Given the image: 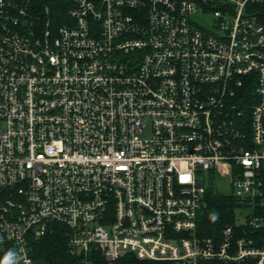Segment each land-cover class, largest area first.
<instances>
[{
  "label": "built area",
  "instance_id": "2783aa9c",
  "mask_svg": "<svg viewBox=\"0 0 264 264\" xmlns=\"http://www.w3.org/2000/svg\"><path fill=\"white\" fill-rule=\"evenodd\" d=\"M262 3L72 0L53 30L0 0V249L52 264L29 244L62 227L76 264H264ZM205 179L238 202L219 239Z\"/></svg>",
  "mask_w": 264,
  "mask_h": 264
},
{
  "label": "trees",
  "instance_id": "16d2710c",
  "mask_svg": "<svg viewBox=\"0 0 264 264\" xmlns=\"http://www.w3.org/2000/svg\"><path fill=\"white\" fill-rule=\"evenodd\" d=\"M72 0H30V11L40 18L39 26L42 27L46 20L50 21V28L56 29L68 21L69 9ZM48 11V17L46 16ZM255 15L264 25V3L255 6ZM243 103V102H242ZM207 205L199 215L198 230L200 236L219 239L222 228L234 221L237 200L232 194L215 192L212 189L206 193ZM246 233L256 236L259 243L264 241V226L261 230L253 231L245 227ZM263 239V241H262ZM30 254L37 261L50 262L52 264H76L77 259L69 254L68 241H66L65 230L57 227L55 232L40 240L31 239L29 244ZM97 264H103L98 260ZM121 264H177L172 261L139 260L134 256H125ZM0 264H20L12 244H7L0 249ZM200 264H238L237 262H200Z\"/></svg>",
  "mask_w": 264,
  "mask_h": 264
},
{
  "label": "rangeland",
  "instance_id": "374dc122",
  "mask_svg": "<svg viewBox=\"0 0 264 264\" xmlns=\"http://www.w3.org/2000/svg\"><path fill=\"white\" fill-rule=\"evenodd\" d=\"M147 137V135L145 136ZM211 183V189L215 192H222L225 194H230L231 189L228 187V184L226 181H216V182H209L207 179H205V184L207 186H210ZM237 213L241 215V217H246L248 215L252 214V209L251 208H237Z\"/></svg>",
  "mask_w": 264,
  "mask_h": 264
}]
</instances>
